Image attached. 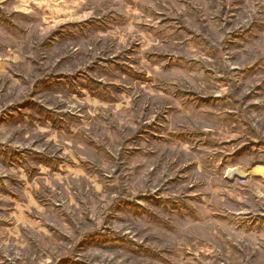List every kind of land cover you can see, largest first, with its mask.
Returning a JSON list of instances; mask_svg holds the SVG:
<instances>
[{"label":"rangeland","instance_id":"rangeland-1","mask_svg":"<svg viewBox=\"0 0 264 264\" xmlns=\"http://www.w3.org/2000/svg\"><path fill=\"white\" fill-rule=\"evenodd\" d=\"M238 3L0 0V264H257L264 42Z\"/></svg>","mask_w":264,"mask_h":264},{"label":"clouds","instance_id":"clouds-1","mask_svg":"<svg viewBox=\"0 0 264 264\" xmlns=\"http://www.w3.org/2000/svg\"><path fill=\"white\" fill-rule=\"evenodd\" d=\"M238 15L237 20L239 24L237 26L241 27V31L245 32V37L249 40H259L264 42V0H239L238 3ZM243 42V41H241ZM260 55H264V50L259 51ZM227 68L233 67L232 64L225 65ZM151 74V73H150ZM224 91H227L226 89ZM220 95V93H216ZM60 100L57 99L53 104L48 105L49 107L55 108V104L59 103ZM165 131H162V135L167 136L169 133L175 132L178 130L177 122L171 121L168 124L164 125ZM112 151V156L115 158V165L118 166L121 161L119 160L118 152L115 150ZM113 168H109L106 172V175H111ZM119 187L118 190L123 193L124 188L128 189L127 196L128 200H124L121 204H118L117 207H124L128 204V201H132L133 204H136L135 196L137 192L146 191L139 184L137 185H129L127 183L121 182L118 178L113 181ZM264 195V193H262ZM255 251V249H253ZM19 253H17L18 255ZM9 259H13V257H9ZM251 256L249 255L244 259V264H250ZM257 264H264V250L261 251Z\"/></svg>","mask_w":264,"mask_h":264}]
</instances>
